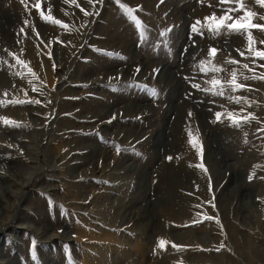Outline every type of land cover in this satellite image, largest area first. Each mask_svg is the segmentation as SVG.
Returning <instances> with one entry per match:
<instances>
[{
  "label": "rangeland",
  "instance_id": "374dc122",
  "mask_svg": "<svg viewBox=\"0 0 264 264\" xmlns=\"http://www.w3.org/2000/svg\"><path fill=\"white\" fill-rule=\"evenodd\" d=\"M120 3L139 6L143 36L116 0H0V79L18 82L0 101H39L0 105L24 125L0 122L1 165L30 173L0 229V264H264V79L253 78L264 59L249 52L264 51V29L251 45L194 33L237 7L220 0ZM244 3L264 25V6ZM202 61L224 70L205 74ZM233 70L244 89L204 91ZM229 112L248 120L234 126Z\"/></svg>",
  "mask_w": 264,
  "mask_h": 264
},
{
  "label": "snow or ice",
  "instance_id": "6c2138e0",
  "mask_svg": "<svg viewBox=\"0 0 264 264\" xmlns=\"http://www.w3.org/2000/svg\"><path fill=\"white\" fill-rule=\"evenodd\" d=\"M73 3H75V0H72ZM116 2L118 4H120L123 13L127 15V17L135 22V25L141 29L140 31V35L143 36L145 31H146V26L143 25L142 21H140L138 19V17L135 15L136 11L138 10L139 6H137V8H132L131 6L125 5L120 3V0H116ZM256 2L262 6H264V0H256ZM89 3H93V0H89ZM221 4H236L237 7L233 8V7H229L225 10V15L221 16V17H216L215 13H213L211 16L205 17V22L202 23L201 21L197 20L192 26V31L194 33L203 34V30L207 29L211 34L213 35H219L222 31H227L229 33H237V34H247V38L249 41V44L251 45L253 37L251 35V30L254 28H261L264 29V25H258L255 23H251L250 21H252L255 18V13L252 11H249L246 9V5L244 3V0H220ZM38 7V5H37ZM243 11V15L237 17L235 20H233V17L231 15H229V13H233V12H238V11ZM83 11V9H82ZM85 15H91V13L89 12H84ZM41 18L43 20H45L46 22H50V23H54V24H58L61 25L64 28H68V25L63 24L61 21L50 17V16H45L43 12L40 13ZM232 20V23H229L228 21ZM241 21H249V23H242ZM170 31V29L165 30L164 32L161 33L162 36H167V32ZM216 49L215 48H211L209 51V55L213 56L216 53ZM249 52L255 53V56L261 59H264V51H257L255 49H249ZM110 55H118L117 53H110ZM241 56L244 55L243 52L240 53ZM230 63L233 64H237L239 63L238 61H229ZM17 63H21L19 61V59H17ZM200 70L202 72H204L205 74L211 72V73H219L221 71H223L224 69H222L220 66H217L214 62L212 61H202L199 65ZM243 67L245 69H248V64H244ZM137 71H139V69H137ZM33 75H35V73H33ZM231 79L228 81H222L221 79L217 78L216 76H213L212 79H210L208 81V84L210 85V87L205 88L204 91L206 92H211L213 95H218V96H222L225 94L226 89L230 90L231 92H237L241 89L245 88V85L240 84L237 82V73L235 70H233L231 72ZM253 78H260V79H264V77H253ZM245 79H248V77H245ZM193 87L195 88H200L199 84H194ZM36 90V89H34ZM230 99H233L236 103H240L241 100L246 99V98H242V97H238V96H233L230 97ZM5 103H13V104H24V103H39V101L37 100H28V101H24V100H12V101H0V105H3ZM252 115V114H249ZM222 116V113L217 112L216 113V118L217 120H220ZM228 119L230 120V122L234 125V126H241L242 123H246L248 120V117H242V118H236V116L229 112L227 114ZM0 122L4 123L6 126H11V127H21L24 126L21 122H17L15 120H12L10 118H6V117H0ZM189 136H190V143H192V138H191V132H189ZM11 147V146H9ZM169 159H171V157H169ZM200 167H203V165H199ZM254 175V173H253ZM250 179L252 178V176L249 177ZM211 218V217H209ZM167 242L164 240L160 241V246L164 247L165 244ZM175 246V245H174Z\"/></svg>",
  "mask_w": 264,
  "mask_h": 264
},
{
  "label": "bare ground",
  "instance_id": "6f19581e",
  "mask_svg": "<svg viewBox=\"0 0 264 264\" xmlns=\"http://www.w3.org/2000/svg\"><path fill=\"white\" fill-rule=\"evenodd\" d=\"M3 29H4V27H3ZM3 35H5V33ZM2 56H3V58L6 59V57L4 55H2ZM0 81H1V79H0ZM1 83H2L3 86H0V88H1L0 91H2V92L3 91L7 92V91L14 90V87L17 86L16 83L18 84L17 81L12 82V79H11V81H4V82L1 81ZM1 83H0V85H1ZM0 96L3 98V94L0 93ZM191 113L194 114V112H193V110H191L190 106H184V112H183V114L188 116ZM13 141H15L18 144V142H21V137L20 136H14L13 137ZM11 153L14 154V152H11ZM4 154L5 153L0 150V179H1V177H2V179H3V177H6V175L4 174V172L9 173L10 176H12V178H14V180H12L14 185L11 184L12 186L11 185L8 186V188L5 190V189H3L2 185L0 184V229L3 226L8 225L9 223H12L14 221V219H15L16 213L20 212V211H18L19 206H20L19 203L22 204L25 201V199H23L20 202V199L23 198L22 196L24 194V191H22V189H23L22 187H25L26 182H27V184L30 183V180H27V179H29L27 177V175L30 174L29 172L28 173L25 172V174H24L23 173L24 172L23 170H21V169H14V168L9 171L10 168L9 169H6L7 166H5V164L4 165H1V160H2L3 157H5ZM176 178L177 177L175 176L174 179H176ZM15 179H17V180L15 181ZM169 181H170V179H169ZM175 183H176V180H175ZM178 183H176V184H178ZM173 185H175V184H173ZM14 186L16 188H14ZM21 193H22V195H21ZM17 205H18V207H17ZM32 227H33V225H32ZM47 229H48L47 227H43V230H47ZM8 264H13V263L12 262H9Z\"/></svg>",
  "mask_w": 264,
  "mask_h": 264
}]
</instances>
